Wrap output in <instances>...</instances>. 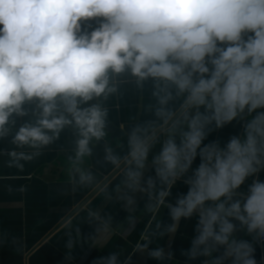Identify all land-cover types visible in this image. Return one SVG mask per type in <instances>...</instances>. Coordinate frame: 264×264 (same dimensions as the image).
I'll use <instances>...</instances> for the list:
<instances>
[{
    "label": "clouds",
    "instance_id": "1",
    "mask_svg": "<svg viewBox=\"0 0 264 264\" xmlns=\"http://www.w3.org/2000/svg\"><path fill=\"white\" fill-rule=\"evenodd\" d=\"M125 104L137 115L122 124V139L114 143L110 112ZM234 121L241 125L238 135L204 143ZM65 132V195L100 188L127 212L114 227L111 213L88 207L81 222L65 230L68 257L85 222L95 225L94 247L117 231L124 237L127 225L138 222L141 194L153 215L136 252L171 261V250L150 245L195 217L191 245L181 252L188 260L258 264L256 245L264 244V0H0V141L11 145L0 147V157L23 171ZM101 144L102 162L96 158ZM101 167L118 173L111 190ZM249 178L247 191H240ZM178 181L187 192L171 202ZM162 207L171 223L157 220ZM8 236L0 232V245ZM120 257L113 251L92 264H130V257Z\"/></svg>",
    "mask_w": 264,
    "mask_h": 264
},
{
    "label": "crops",
    "instance_id": "2",
    "mask_svg": "<svg viewBox=\"0 0 264 264\" xmlns=\"http://www.w3.org/2000/svg\"><path fill=\"white\" fill-rule=\"evenodd\" d=\"M125 100L130 102L131 98ZM134 102V101H133ZM137 115L135 108L121 107L117 112H110L111 132L115 137L114 143H119L123 135L122 124L130 122ZM147 117H142L146 119ZM28 119V117L22 118ZM21 119H18L17 126ZM241 131L240 123L234 121L222 129L211 132L204 141L207 144L213 140L225 143L230 136L238 135ZM10 139V138H9ZM70 133L62 134L60 141L53 145L51 150H45L38 159L26 163L24 170L8 168L4 165L7 157H0V232H7L8 242L0 245V264H92L101 256L110 252L119 251L121 260L130 257V264H161L136 252V245L142 242V234L152 222V213L144 207L147 197L137 194L138 210L134 213L137 218L135 226L127 225L128 231L124 237L115 232L112 238L102 247H94L89 243V238L94 234L95 225L83 223L80 225L81 239L71 249L65 247L67 236L65 230L69 225H76L85 216L88 207L102 209L111 213L113 226L125 221L127 212L120 202L107 201L104 192L100 190L92 200L79 212L69 217V213L63 211L74 209L94 190H84L72 193L71 197L65 195V185L68 175V153L63 150L69 147ZM0 147L8 148L11 145L8 140L0 141ZM96 158L102 162L103 145L96 149ZM200 163L199 157L194 161L193 168ZM114 170L110 167L99 169L101 177L106 179ZM150 173H146L148 175ZM264 181V171L259 174ZM118 174L107 183L109 190L117 181ZM251 179L241 186L240 191H247ZM187 185L178 181L172 189V195L168 198L175 201L177 194L186 193ZM157 220L171 223L168 209L162 207L157 215ZM196 218L182 219L180 227L174 236L165 235L154 240L151 248L157 246L171 250L174 257L163 264H201L203 258L188 260L181 254L182 250L190 247V237L194 234ZM238 237L251 240L245 233H237ZM15 238V242H13ZM67 257V258H66ZM255 258L258 264H264V244L256 245Z\"/></svg>",
    "mask_w": 264,
    "mask_h": 264
},
{
    "label": "water",
    "instance_id": "3",
    "mask_svg": "<svg viewBox=\"0 0 264 264\" xmlns=\"http://www.w3.org/2000/svg\"><path fill=\"white\" fill-rule=\"evenodd\" d=\"M118 173L116 171H113L106 179H104L105 183L107 184L110 182ZM100 188L94 189L75 209L72 211L73 215L77 213L76 209L83 205L84 207L94 198V196L100 191ZM83 207V208H84ZM81 208V209H83ZM73 215H69V217H72Z\"/></svg>",
    "mask_w": 264,
    "mask_h": 264
}]
</instances>
